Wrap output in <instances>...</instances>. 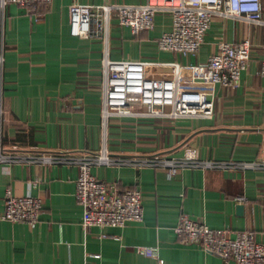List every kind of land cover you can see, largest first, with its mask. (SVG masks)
I'll return each instance as SVG.
<instances>
[{
    "label": "crops",
    "instance_id": "0c3cea01",
    "mask_svg": "<svg viewBox=\"0 0 264 264\" xmlns=\"http://www.w3.org/2000/svg\"><path fill=\"white\" fill-rule=\"evenodd\" d=\"M143 3L145 0H51L37 8L38 18L15 3L4 7L1 65V145L29 157L0 162V211L7 187L13 194L42 199L38 222L0 220V264H233L194 244L178 240L174 226L186 213L228 236L250 229L264 243V169L243 163L264 161V24L215 16L194 55L160 50L157 39L171 27V15L159 11L151 29L137 33L112 17L107 46L102 38L73 36L72 3ZM264 1V0H262ZM250 42L247 66L238 86L217 85L209 118L101 117L105 49L111 58L200 63L218 43ZM151 76L169 75L163 66ZM197 158L231 166H185L173 175L164 167L95 164L104 181L141 193L143 217L122 226L81 224L82 206L74 197L77 167L45 162L40 156H79L103 148L113 157L161 153L179 155L184 145ZM38 157V158H37ZM35 181L34 185H31ZM244 194L245 202L235 195ZM243 203V212L236 205ZM140 246L156 247L157 258Z\"/></svg>",
    "mask_w": 264,
    "mask_h": 264
},
{
    "label": "built area",
    "instance_id": "2783aa9c",
    "mask_svg": "<svg viewBox=\"0 0 264 264\" xmlns=\"http://www.w3.org/2000/svg\"><path fill=\"white\" fill-rule=\"evenodd\" d=\"M51 0H0V123L1 65L4 32V7L15 3L27 13L39 16L37 8ZM169 12L171 27L160 34L157 47L160 50L194 55L200 48L206 29L215 16L264 24V1L262 0H145L143 3L99 4L72 3L68 7L69 30L73 36L102 38L108 43V27L112 17L129 27L132 32L153 27L154 15ZM250 42L244 39L236 44L218 43L217 51L200 63L178 61L156 62L127 58H111L105 49L101 60L103 74V99L101 117L132 115L152 118H209L214 112L217 85L236 88L240 73L247 66ZM163 66L169 75L145 76L148 67ZM258 73L264 76V55ZM35 157L22 155L16 146L6 149L0 142V162H27ZM38 158V157H37ZM45 162L73 163L77 167L74 197L82 206L81 224L90 226H122L138 222L143 217L141 193L137 188L120 187L116 180L104 181L92 173L95 164L132 165L135 167H164L173 175L185 166H231L229 163L211 162L197 158L196 148L187 144L179 155L165 156L161 153L136 157H113L105 148L79 156L60 154L40 156ZM243 166L264 169L261 163H243ZM35 184V181L30 183ZM237 202L247 197L238 194ZM0 220L36 223L42 208V199L31 193L15 195L7 187L3 195ZM178 240L199 246L208 253L218 255L233 264H264V243L258 241L250 229L228 236L223 228L210 227L200 219L182 213L174 226ZM138 251L157 258L156 247L140 246ZM158 264H163L158 259Z\"/></svg>",
    "mask_w": 264,
    "mask_h": 264
},
{
    "label": "water",
    "instance_id": "95a60500",
    "mask_svg": "<svg viewBox=\"0 0 264 264\" xmlns=\"http://www.w3.org/2000/svg\"><path fill=\"white\" fill-rule=\"evenodd\" d=\"M243 207H244L243 203L237 204L236 205V211L238 213H242L243 212Z\"/></svg>",
    "mask_w": 264,
    "mask_h": 264
},
{
    "label": "rangeland",
    "instance_id": "374dc122",
    "mask_svg": "<svg viewBox=\"0 0 264 264\" xmlns=\"http://www.w3.org/2000/svg\"><path fill=\"white\" fill-rule=\"evenodd\" d=\"M177 54H179V53H177ZM145 76H151V73H149L148 71H145Z\"/></svg>",
    "mask_w": 264,
    "mask_h": 264
}]
</instances>
